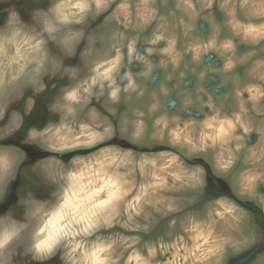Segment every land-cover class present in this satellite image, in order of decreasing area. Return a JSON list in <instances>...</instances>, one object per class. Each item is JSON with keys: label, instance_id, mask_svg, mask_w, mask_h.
I'll return each instance as SVG.
<instances>
[{"label": "rangeland", "instance_id": "374dc122", "mask_svg": "<svg viewBox=\"0 0 264 264\" xmlns=\"http://www.w3.org/2000/svg\"><path fill=\"white\" fill-rule=\"evenodd\" d=\"M8 159L0 264H264V0H0Z\"/></svg>", "mask_w": 264, "mask_h": 264}, {"label": "snow or ice", "instance_id": "6c2138e0", "mask_svg": "<svg viewBox=\"0 0 264 264\" xmlns=\"http://www.w3.org/2000/svg\"><path fill=\"white\" fill-rule=\"evenodd\" d=\"M51 195H52V198L47 200V205L49 207H52L57 203L56 197L58 196V193L56 192L55 188H53ZM4 231H6L5 227H4V221L0 220V232H4ZM43 231L44 230L41 229V232H43ZM55 243H56L55 239L53 237L49 236L46 239H42L41 243L36 245V248L39 251L44 252L46 249L50 250L51 247L53 246V244H55ZM61 247H62V245H61Z\"/></svg>", "mask_w": 264, "mask_h": 264}, {"label": "bare ground", "instance_id": "6f19581e", "mask_svg": "<svg viewBox=\"0 0 264 264\" xmlns=\"http://www.w3.org/2000/svg\"><path fill=\"white\" fill-rule=\"evenodd\" d=\"M76 137V136H75ZM70 138V137H69ZM66 138H61L59 141L60 142H67ZM72 140V139H71ZM78 140V139H77ZM72 142V141H71ZM70 143V142H69ZM76 143V142H75ZM66 146V145H65ZM9 159L7 161H1V166H0V180L5 176L7 173L8 167L10 166ZM8 163V164H7ZM6 168V169H5Z\"/></svg>", "mask_w": 264, "mask_h": 264}, {"label": "trees", "instance_id": "16d2710c", "mask_svg": "<svg viewBox=\"0 0 264 264\" xmlns=\"http://www.w3.org/2000/svg\"><path fill=\"white\" fill-rule=\"evenodd\" d=\"M256 222L264 231V215H262L261 218H258Z\"/></svg>", "mask_w": 264, "mask_h": 264}, {"label": "flooded vegetation", "instance_id": "af4514ba", "mask_svg": "<svg viewBox=\"0 0 264 264\" xmlns=\"http://www.w3.org/2000/svg\"><path fill=\"white\" fill-rule=\"evenodd\" d=\"M26 134H27V133H26ZM16 135H17V136L20 135V132L18 131Z\"/></svg>", "mask_w": 264, "mask_h": 264}]
</instances>
